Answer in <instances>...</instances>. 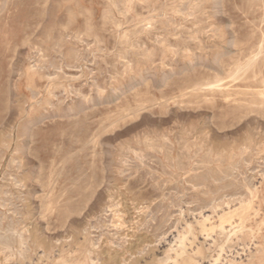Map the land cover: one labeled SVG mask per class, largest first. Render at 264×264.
Segmentation results:
<instances>
[{
	"label": "rangeland",
	"instance_id": "rangeland-1",
	"mask_svg": "<svg viewBox=\"0 0 264 264\" xmlns=\"http://www.w3.org/2000/svg\"><path fill=\"white\" fill-rule=\"evenodd\" d=\"M177 1L0 0V264H65L89 250L90 264L166 262L164 243L189 235V223L200 240L196 221L208 215L197 264L239 260L235 251L252 236L264 244V109L246 87H234L246 80L262 88L264 0ZM259 51L252 69L244 68ZM29 67L40 76L39 95L27 90ZM216 82L233 99L195 89Z\"/></svg>",
	"mask_w": 264,
	"mask_h": 264
},
{
	"label": "bare ground",
	"instance_id": "bare-ground-1",
	"mask_svg": "<svg viewBox=\"0 0 264 264\" xmlns=\"http://www.w3.org/2000/svg\"><path fill=\"white\" fill-rule=\"evenodd\" d=\"M105 1V0H104ZM111 1V0H110ZM177 1V0H176ZM188 1V0H187ZM178 2V1H177ZM204 2V1H203ZM102 3V2H101ZM137 3H139V2H137ZM188 3V2H187ZM244 3V2H243ZM245 3H246V1H245ZM257 3V2H256ZM11 4V3H10ZM15 4V3H14ZM18 4V3H17ZM181 4V3H180ZM185 4V3H184ZM205 4V3H204ZM108 5V4H107ZM142 5V4H141ZM258 5V4H257ZM261 5V4H260ZM13 6V5H12ZM25 6V5H24ZM182 6H183V4H182ZM195 6V5H194ZM248 6H250V5H248ZM247 6V7H248ZM189 7V6H188ZM74 8H75V6H74ZM126 8V7H125ZM137 8V7H136ZM171 8V7H170ZM180 8V7H179ZM182 8V7H181ZM199 8V7H198ZM232 8V7H231ZM244 8V7H243ZM183 9V8H182ZM190 9V8H189ZM27 10V9H26ZM67 10V9H66ZM165 10V9H164ZM185 10H186V8H185ZM233 10V9H232ZM235 10V9H234ZM237 10V9H236ZM235 10V11H236ZM262 10V9H261ZM64 11V10H63ZM198 11H199V9H198ZM45 12V11H44ZM43 12V13H44ZM79 12V11H78ZM122 12V11H121ZM128 12V11H127ZM146 12V11H145ZM205 12V11H204ZM196 13V12H195ZM66 14V13H65ZM69 14H71V13H69ZM103 14V13H102ZM102 14H101V16H102ZM105 14V13H104ZM103 14V15H104ZM119 14V13H118ZM183 14V13H182ZM188 14V13H187ZM239 14V13H238ZM6 15V14H5ZM72 15V14H71ZM242 15V14H241ZM15 16V15H14ZM65 16V15H64ZM73 16V15H72ZM190 16V15H189ZM206 16V15H205ZM238 16V15H237ZM6 17V16H5ZM12 17V16H11ZM110 17V16H109ZM197 17V16H196ZM208 17V16H207ZM256 17V16H255ZM129 18V17H128ZM135 18V17H134ZM143 18V17H142ZM178 18V17H177ZM199 18H201L200 16H199ZM262 18V17H261ZM62 19V18H61ZM101 19V18H100ZM99 19V20H100ZM140 19V18H139ZM163 19V18H162ZM180 19V18H179ZM184 19H185V16H184ZM183 19V20H184ZM206 19V18H205ZM204 19V20H205ZM257 19V18H256ZM67 20V19H66ZM126 20V19H125ZM170 20V19H169ZM177 20V19H176ZM110 21V20H109ZM165 21V20H164ZM185 21V20H184ZM255 21V20H254ZM260 21H263V20H260ZM256 22V21H255ZM66 23H67V21H66ZM116 23V22H115ZM118 23V22H117ZM178 24H179V22H177ZM127 24V23H126ZM139 24V23H138ZM167 24V23H166ZM137 25V24H136ZM140 25H141V23H140ZM154 26V25H153ZM84 27V26H83ZM112 27V26H111ZM149 27V26H148ZM168 27V26H167ZM170 27H172V26H170ZM253 27V26H252ZM34 28V27H33ZM176 28H178V27H176ZM206 28H208V27H206ZM92 29H93V26H92V23H91V21H88L87 20V24H86V28H85V30H86V32H85V35L87 36V37H90L91 35H93V32H92ZM117 29V28H116ZM144 29V28H143ZM165 29H167V28H165ZM172 29V28H171ZM57 30H59V29H57ZM134 30V29H133ZM214 30V29H213ZM139 31V30H138ZM172 31V30H171ZM211 31V30H210ZM28 31H24V33L25 34H27V36L25 37L26 38V42H28V43H32V41L30 40V36H29V34L31 35V33H27ZM56 33V32H55ZM106 33H108V32H106ZM117 33V32H116ZM123 33V32H122ZM127 33V32H126ZM250 33V32H249ZM68 34V33H67ZM128 34V33H127ZM126 34V35H127ZM205 34V33H204ZM61 35H63V34H61ZM73 35H74V33H73ZM77 35H79V33L77 34ZM154 36V35H153ZM198 36V35H197ZM211 36V35H210ZM62 38V37H61ZM63 38H64V36H63ZM202 38V37H201ZM262 38V37H261ZM76 39V38H75ZM206 39V38H205ZM77 40V39H76ZM92 40V39H91ZM94 40V39H93ZM93 40H92V42H93ZM96 41V40H95ZM123 41V40H122ZM56 42V41H55ZM59 43V42H58ZM67 43V42H66ZM75 43V42H74ZM84 43V42H83ZM82 43V44H83ZM123 43H125V42H123ZM155 43V42H154ZM213 43V42H212ZM214 44V43H213ZM54 45H56V44H54ZM79 45V44H78ZM87 45V44H86ZM208 45V44H207ZM24 46V45H23ZM56 46H58V45H56ZM60 46V45H59ZM68 46H69V44H68ZM89 46V45H88ZM91 46H93V45H91ZM103 46V45H102ZM119 46V45H118ZM155 46H156V44H155ZM171 46V45H170ZM34 47V46H33ZM72 47H74V46H72ZM96 47V46H95ZM98 47V46H97ZM121 47V46H120ZM137 47V46H136ZM56 48V47H55ZM58 48V47H57ZM86 48V47H85ZM92 48V47H91ZM119 48V47H118ZM167 48V47H166ZM260 48V47H259ZM69 49V48H68ZM76 49V48H75ZM15 50V49H14ZM74 50V49H73ZM84 50V49H83ZM93 50V49H92ZM92 50H90V51H92ZM94 50H96V49H94ZM258 50H260V49H258ZM59 51V50H58ZM98 51V50H97ZM117 51V50H116ZM122 51V50H121ZM233 51V50H232ZM50 52V51H49ZM261 51H259L253 58H251L245 65H243L244 66V68H250V67H253V65H254V63L256 62V56L260 53ZM12 53V52H11ZM34 53V52H33ZM53 53V52H52ZM85 53V52H84ZM249 53V52H248ZM37 54V53H36ZM41 54V53H40ZM60 54V53H59ZM58 54V55H59ZM122 54V53H121ZM137 55H138V53H136ZM153 54V53H152ZM238 54H239V52H238ZM74 55V54H73ZM83 55V54H82ZM92 55H93V53H92ZM118 55V54H117ZM126 55V54H125ZM128 55V54H127ZM171 55V54H170ZM175 55V54H174ZM173 55V56H174ZM4 56V55H3ZM14 56V55H13ZM33 56V55H32ZM70 56H71V54H70ZM98 56V55H97ZM105 56V55H104ZM205 56V55H204ZM251 56V55H250ZM34 57V56H33ZM39 57V56H38ZM44 57V56H43ZM55 57V56H54ZM53 57V58H54ZM76 57H78V56H76ZM80 57V56H79ZM82 57V56H81ZM122 57H124V56H122ZM132 57V56H131ZM62 58V57H61ZM87 58V57H86ZM90 58V57H89ZM110 58V57H109ZM112 58V57H111ZM144 58V57H143ZM169 58H171V57H169ZM27 59V58H26ZM44 59V58H43ZM52 59V58H51ZM60 58H58V60H59ZM80 59H82V58H80ZM95 59V58H94ZM105 59H106V57H105ZM125 59V58H124ZM160 59V58H159ZM7 60V59H6ZM40 60H41V58H40ZM55 60V59H54ZM76 59H74V61H75ZM92 60V59H91ZM99 60V59H98ZM118 60V59H117ZM167 60V59H166ZM191 60V59H190ZM44 61H45V59H44ZM52 61H53V59H52ZM63 61V60H62ZM81 61V60H80ZM110 61V60H109ZM122 61V60H121ZM170 61V60H169ZM7 62H9V61H7ZM56 62H57V60H56ZM55 62V63H56ZM102 62V61H101ZM120 62V61H119ZM167 62V61H166ZM174 62V61H173ZM44 63V62H43ZM52 63V62H51ZM54 63V62H53ZM52 63V64H53ZM59 63H60V61H59ZM77 63H78V61H77ZM88 63V62H87ZM115 63V62H114ZM122 63H123V61H122ZM8 64V63H7ZM36 64V63H35ZM173 64V63H172ZM260 64V63H259ZM33 65V64H32ZM31 65V66H32ZM44 65V64H43ZM42 65V66H43ZM78 65V64H77ZM95 65V64H94ZM100 65V64H99ZM200 65V64H199ZM7 66H9V65H7ZM39 66V65H38ZM47 66V65H46ZM45 66V67H46ZM59 66V65H58ZM86 66V65H85ZM104 66V65H103ZM167 66V65H166ZM171 66V65H170ZM173 66V65H172ZM196 66V65H195ZM50 67V66H49ZM69 67V66H68ZM88 67V66H87ZM123 67V66H122ZM157 67V66H156ZM175 67V66H174ZM48 68V67H47ZM56 68V67H55ZM59 68H61L60 66H59ZM96 68V67H95ZM110 68V67H109ZM199 68V67H198ZM224 68H226V67H224ZM6 69V68H5ZM37 69H40V68H37ZM50 69V68H49ZM90 69V68H89ZM88 69V70H89ZM122 69V68H121ZM120 69V70H121ZM200 69V68H199ZM250 69H252V68H250ZM8 70V69H7ZM53 70H54V68H53ZM71 70V69H70ZM74 70V69H73ZM242 70V68L241 67H238V69L236 70V74L237 73H239L240 71ZM6 71V70H5ZM46 71V70H45ZM86 71V70H85ZM96 71V70H95ZM94 71V72H95ZM105 71V70H104ZM205 71V70H204ZM203 71V72H204ZM47 72V71H46ZM61 72V71H60ZM150 72V71H149ZM243 72H245L246 73V71H243ZM43 73V72H42ZM80 73V72H79ZM90 73V72H89ZM98 73V72H97ZM108 73V72H107ZM118 73V72H117ZM151 73V72H150ZM186 73V72H185ZM210 73V72H209ZM50 74V73H49ZM119 74H122V73H119ZM224 74V73H223ZM242 74V73H241ZM5 75V74H4ZM57 75V74H56ZM88 75V74H87ZM185 75V74H184ZM183 75V76H184ZM213 75V74H212ZM224 75H226V74H224ZM6 76V75H5ZM109 76V75H108ZM182 76V75H181ZM182 76V77H183ZM185 76H188V73H187V75H185ZM194 76V75H193ZM242 76V75H241ZM61 77V76H60ZM93 77V76H92ZM101 77V76H100ZM180 77V76H179ZM244 77V76H243ZM256 77H257V75L256 74H254L253 75V79H252V81H254V82H257L258 81V79H256ZM6 78V77H5ZM43 78H44V76H43ZM52 78V77H51ZM53 78H55V77H53ZM106 78V77H105ZM181 78V77H180ZM186 78V77H185ZM185 78H183V79H185ZM191 78V77H190ZM198 78H199V76H198ZM39 79H40V76H38L36 73H35V71H33L32 70V68L30 69V67H29V69L27 70V72H26V75H25V81H26V87L28 88L27 90H33L34 89V92L36 93V95H39L41 92H40V85H39ZM66 79V78H65ZM90 79V78H89ZM241 79V78H240ZM119 80V79H118ZM189 79H187V81H188ZM194 80V79H193ZM238 80H239V78H238ZM181 81H183V80H181ZM195 81V80H194ZM228 81H230V80H228ZM5 82V81H4ZM4 82H3V84H4ZM94 82V81H93ZM92 82V83H93ZM173 83V81H170V83ZM206 82V81H205ZM1 83H2V81H1ZM86 83V82H85ZM171 83V84H172ZM175 83V82H174ZM179 83V82H178ZM182 83V82H181ZM192 83V82H191ZM223 83V82H222ZM225 83H227V82H225ZM233 83V82H232ZM240 83V82H239ZM247 83H249V82H246V80L244 81H241V83L240 84H238L237 86H234V87H236L235 89H237V88H240V86L242 85V86H244V87H246L247 88V90L246 91H248L249 93L251 92V93H254L256 96H257V98H258V100H256L257 102H255L256 103V105H257V107H259V108H261V109H264V79H261L260 81H259V83H260V86L262 87V88H260V89H255V90H252V86L253 85H249V84H247ZM7 84V83H6ZM254 84V83H253ZM9 85V84H8ZM117 85V84H116ZM146 85V84H145ZM179 85H181V84H179ZM183 85H185V84H183ZM189 85V84H188ZM85 86V85H84ZM87 86V85H86ZM99 86V85H98ZM108 86V85H107ZM176 86V85H175ZM257 86H259V85H257ZM256 86V87H257ZM172 87H174V86H172ZM179 87V86H178ZM182 87V86H181ZM180 87V88H181ZM6 88H7V86H6ZM61 88V87H60ZM66 88H68V87H66ZM83 88V87H82ZM169 88H171V87H169ZM45 89V88H44ZM64 89V88H63ZM81 89V88H80ZM87 89V88H86ZM123 89V88H122ZM146 89V88H145ZM196 90H206V91H210V92H213L214 94L215 93H219V94H222V95H224V97H225V99H227L228 97H229V95H230V87L229 86H227L226 84H221V83H208L207 85H206V88H202L201 86H199V87H197V88H195ZM234 89V90H235ZM5 90V89H4ZM244 90V89H243ZM245 90H244V92H245ZM73 91V90H72ZM74 91H77V90H74ZM236 91V90H235ZM29 92V91H28ZM54 92V91H53ZM70 92V91H69ZM82 92H83V90H82ZM103 92V91H102ZM190 92V91H189ZM188 92V93H189ZM204 92V91H203ZM243 92V91H242ZM52 93V92H51ZM63 93V92H62ZM77 93V92H76ZM134 93V92H133ZM192 93V92H191ZM234 93V92H233ZM237 93H238V91H237ZM6 94V93H5ZM30 94V93H29ZM99 94V93H98ZM131 94V93H130ZM157 94V93H156ZM210 94V93H209ZM218 94V95H219ZM246 94H247V92H246ZM4 95V94H3ZM31 95V94H30ZM71 95V94H70ZM137 95H138V93H137ZM213 95V94H212ZM254 95V96H255ZM57 96V95H56ZM55 96V97H56ZM67 96H69V95H67ZM78 96V95H77ZM76 96V97H77ZM143 96V95H142ZM31 97H32V95H31ZM61 97V96H60ZM75 97V98H76ZM140 97V96H139ZM246 97V96H245ZM7 98V97H6ZM136 98V97H135ZM191 98V97H190ZM232 98V97H231ZM231 98H228V99H231ZM58 99V98H57ZM131 99V98H130ZM145 99H147V98H145ZM144 99V100H145ZM150 99H152L151 98V96H150ZM193 99V98H192ZM210 99V98H209ZM215 99V98H214ZM233 99V98H232ZM236 99V98H235ZM243 99H244V97H243ZM2 100V99H1ZM7 100V99H6ZM47 100V99H46ZM64 100V99H63ZM134 100V99H133ZM153 100H155V98L153 99ZM179 100V99H178ZM177 100V101H178ZM183 100V99H182ZM186 100V99H185ZM206 100V99H205ZM212 100V99H211ZM246 100V99H245ZM248 100V99H247ZM50 101V100H49ZM57 101V100H56ZM125 101V100H124ZM138 101V100H137ZM223 101H225V100H223ZM251 101V100H250ZM6 102V101H5ZM60 102V101H59ZM166 102V101H165ZM196 102V101H195ZM201 102V101H200ZM249 102V101H248ZM66 103V102H65ZM68 103V102H67ZM137 103V102H136ZM152 103V102H151ZM164 103V102H163ZM170 103V102H169ZM209 103V102H208ZM224 103V102H223ZM226 103V102H225ZM243 103V102H242ZM250 103V102H249ZM5 104V103H4ZM139 104V103H138ZM147 104H150V102L149 103H147ZM157 104H159V103H157ZM165 104V103H164ZM163 104V105H164ZM227 104V103H226ZM7 105V104H6ZM59 105V104H58ZM125 105H127V104H125ZM134 105V104H133ZM187 105V104H186ZM233 105V104H232ZM236 105V104H235ZM255 105V106H256ZM52 106V105H51ZM55 106V105H54ZM62 106V105H61ZM90 106V105H89ZM128 106V105H127ZM138 106V105H137ZM140 106V105H139ZM160 106V105H159ZM165 106V105H164ZM184 106V105H183ZM227 106V105H226ZM230 106V105H229ZM237 106V105H236ZM245 106H247V105H245ZM4 107V106H3ZM58 107V106H57ZM108 107V106H107ZM225 107V106H224ZM94 108V107H93ZM115 108V107H114ZM132 108H134V107H132ZM151 108V107H150ZM231 108H233L232 106H231ZM235 108V107H234ZM239 108V107H238ZM243 108H245L244 106H243ZM3 109H5V107L3 108ZM49 109V108H48ZM128 109V108H127ZM156 109H157V107H156ZM7 110V109H6ZM119 110V109H118ZM121 110V109H120ZM125 110V109H124ZM129 110H131V109H129ZM159 110V109H158ZM229 110V109H228ZM227 110V111H228ZM231 110V109H230ZM235 110V109H234ZM237 110V109H236ZM236 110H235V112H236ZM240 110V109H239ZM245 110V109H244ZM246 110H248V109H246ZM254 110V109H253ZM255 110H257V109H255ZM86 111V110H85ZM84 111V112H85ZM108 111V110H107ZM137 111V110H136ZM250 111V110H249ZM259 112H260V110H258ZM24 112V111H23ZM98 112V111H97ZM119 112H121V111H119ZM165 112V111H164ZM219 112V111H218ZM263 112H264V110H263ZM130 113V112H129ZM248 113H250V112H248ZM6 114V113H5ZM97 114V113H96ZM159 114V113H158ZM232 114V113H231ZM7 115H8V112H7ZM81 115V114H80ZM134 115H136V114H134ZM228 115V114H227ZM233 115V114H232ZM117 117H118V115H116ZM115 116V117H116ZM133 116V115H132ZM229 117H230V115H228ZM247 116V115H246ZM92 117V116H91ZM248 117V116H247ZM263 117V116H262ZM4 118V117H3ZM2 118V119H3ZM71 118V117H70ZM76 118V117H75ZM237 118V117H236ZM6 119V118H5ZM31 119V118H30ZM73 119V118H72ZM90 119V118H89ZM113 119H114V117H113ZM137 119V118H136ZM217 120V119H216ZM44 121V120H43ZM77 121V120H76ZM219 121V120H218ZM1 122H2V120H1ZM0 122V124H2ZM35 122V121H34ZM91 122V121H90ZM132 122V121H131ZM30 123V122H29ZM93 123V122H92ZM233 123V122H232ZM234 123H235V121H234ZM84 124H86V123H84ZM33 125V124H32ZM30 126V125H29ZM95 126V125H94ZM97 126V125H96ZM95 126V127H96ZM82 128V127H81ZM229 128H230V126H229ZM11 129V128H10ZM93 129V128H92ZM112 129H114V128H112ZM72 131V130H71ZM81 131V130H80ZM238 134V133H237ZM58 137H59V135H58ZM92 137V136H91ZM60 138V137H59ZM163 139V138H162ZM181 139V138H180ZM60 141V140H59ZM92 141V140H91ZM93 142V141H92ZM165 142V141H164ZM163 142V143H164ZM91 143V142H90ZM149 143V142H148ZM167 143V142H166ZM4 144V143H3ZM61 144V143H60ZM89 144V143H88ZM92 144V143H91ZM5 145V144H4ZM27 145V144H26ZM160 145V144H159ZM6 147V146H5ZM62 148V147H61ZM127 148V147H126ZM156 148V147H155ZM171 148V147H170ZM183 148V147H182ZM5 149V148H4ZM158 149V148H157ZM242 149V148H241ZM241 149H240V151H241ZM2 150V149H1ZM54 150H56V149H54ZM244 150V149H243ZM246 150V149H245ZM257 150V149H256ZM182 151V150H181ZM258 151V150H257ZM76 152H78V151H76ZM89 152V151H88ZM92 152V151H91ZM195 152H198V150L197 151H194V153ZM200 152V151H199ZM198 152V153H199ZM209 151H207V153H208ZM247 153H248V151H246ZM2 152H0V154H1ZM18 153V152H17ZM73 153V152H72ZM232 153V152H231ZM13 154V153H12ZM80 154V153H79ZM132 154V153H131ZM138 154V153H137ZM165 154V153H164ZM187 154V153H186ZM205 155V154H204ZM228 155H229V153H228ZM93 156V155H92ZM186 156V155H185ZM194 156V155H193ZM235 156V155H234ZM241 156V155H240ZM245 156V155H244ZM263 156V155H262ZM135 157V156H134ZM192 157V156H191ZM242 157V156H241ZM240 157V158H241ZM247 157H249V156H247ZM136 158V157H135ZM183 158V157H182ZM187 158H188V156H187ZM194 158V157H193ZM220 158V157H219ZM231 158V157H230ZM90 159H91V157H90ZM95 159V158H94ZM232 159V158H231ZM249 159V158H248ZM251 159V158H250ZM256 159V158H255ZM16 160V159H15ZM130 160H132V159H130ZM135 161V160H134ZM143 161V160H142ZM145 161V160H144ZM153 161V160H152ZM196 161H197V159H196ZM200 161V160H199ZM209 161H210V159H209ZM215 161V160H214ZM239 161V160H238ZM249 161V160H248ZM251 161V160H250ZM258 161V160H257ZM11 162V161H10ZM15 162V161H14ZM20 162V161H19ZM80 162V161H79ZM91 162V161H90ZM125 162V161H124ZM128 162V161H127ZM133 162V161H132ZM201 162V161H200ZM203 162V161H202ZM211 162V161H210ZM220 162V161H219ZM242 162V161H241ZM21 163V162H20ZM147 163V162H146ZM184 163H185V161H184ZM229 163H231V162H229ZM254 163V162H253ZM11 164V163H10ZM58 164V163H57ZM133 164V163H132ZM151 164V163H150ZM201 164V163H200ZM204 164V163H203ZM211 164V163H210ZM213 164V163H212ZM241 164V163H240ZM243 164V163H242ZM251 164V163H250ZM258 164V163H257ZM15 164H13V166H14ZM17 165H19V164H17ZM52 165V164H51ZM69 165V164H68ZM128 165V164H127ZM147 165V164H146ZM192 165V164H191ZM207 165V164H206ZM229 166H230V164H228ZM244 165V164H243ZM255 165V164H254ZM261 165V164H260ZM21 166V165H20ZM101 166V165H100ZM131 166V165H130ZM135 166H136V162H135ZM156 166V165H155ZM154 166V167H155ZM180 166V165H179ZM200 166V165H199ZM233 166V165H232ZM238 166V165H237ZM12 167V166H11ZM192 167H194V165L192 166ZM208 167V166H207ZM217 167V166H216ZM219 167V166H218ZM240 167V166H239ZM19 168V167H18ZM23 168V167H22ZM61 168V167H60ZM203 168V167H202ZM248 168V167H247ZM250 168V167H249ZM253 168V167H252ZM100 169V168H99ZM193 169V168H192ZM192 169H191V171H192ZM210 169V168H209ZM208 169V170H209ZM218 169V168H217ZM226 169V168H225ZM231 169V168H230ZM254 169V168H253ZM252 169V170H253ZM129 170V169H128ZM243 170V169H242ZM264 170V169H263ZM18 171V170H17ZM26 171V170H25ZM49 171V170H48ZM86 171V170H85ZM210 171H212L213 172V168L212 169H210ZM237 171V170H236ZM13 172V171H12ZM60 172V171H59ZM88 172V171H87ZM104 172V171H103ZM216 172V171H215ZM224 172V171H223ZM233 172V171H232ZM244 172V171H243ZM251 172V171H250ZM58 173V172H57ZM200 173H202L201 171H200ZM214 173V172H213ZM239 173H240V171H239ZM252 173V172H251ZM102 174V173H101ZM129 174V173H128ZM184 174V173H183ZM207 174V173H206ZM211 174V173H210ZM241 174V173H240ZM255 174H256V172H255ZM259 174V173H258ZM8 175V174H7ZM15 175V174H14ZM84 175V174H83ZM208 175V174H207ZM226 175V174H225ZM224 175V176H225ZM86 176V175H85ZM156 176V175H155ZM185 176V175H184ZM197 176V175H196ZM202 176V175H201ZM228 176V175H227ZM258 176V175H257ZM262 176V175H261ZM260 176V177H261ZM21 177V176H20ZM217 177V176H216ZM215 177V178H216ZM229 177H231V176H229ZM237 177V176H236ZM263 177V176H262ZM187 178V177H186ZM194 178V177H193ZM200 179H199V181H201V177H199ZM206 178V177H205ZM211 178V177H210ZM226 178H228V177H226ZM246 178V177H245ZM248 178V177H247ZM12 179V178H11ZM181 179H182V177H181ZM188 179H190V178H188ZM197 179V178H196ZM225 179V178H224ZM242 179V178H241ZM251 179V178H250ZM253 179V178H252ZM3 180H5V179H3ZM82 180V179H81ZM165 180V179H164ZM187 180V179H186ZM249 180V179H248ZM77 181V180H76ZM79 181V180H78ZM89 181V180H88ZM103 181V180H102ZM149 181V180H148ZM181 181V180H180ZM190 182L192 181V180H189ZM211 181H213V179L211 180ZM228 181V180H227ZM101 182V181H100ZM193 182V181H192ZM202 182V181H201ZM204 182V181H203ZM221 182V181H220ZM223 182H224V180H223ZM229 182V181H228ZM13 183H14V181H13ZM76 183V182H75ZM181 183V182H180ZM219 183V182H218ZM247 183V182H246ZM251 183V182H250ZM12 184V183H11ZM19 184V183H18ZM208 184V183H207ZM215 184V183H214ZM225 184H226V182H225ZM228 184V183H227ZM7 185V184H6ZM14 185V184H13ZM100 185V184H99ZM162 185V184H161ZM164 185V184H163ZM188 185V184H187ZM193 185V184H192ZM196 185V184H195ZM201 185H202V183H201ZM219 185V184H218ZM222 185V184H221ZM241 185V184H240ZM246 185V184H245ZM9 186V185H8ZM21 186V185H20ZM61 186V185H60ZM101 186V185H100ZM215 186V185H214ZM220 186V185H219ZM223 186V185H222ZM228 186V185H227ZM233 186V185H232ZM18 187V186H17ZM23 187H24V185H23ZM164 187V186H163ZM178 187V186H177ZM176 187V188H177ZM209 187H210V185H209ZM216 187V186H215ZM224 187V186H223ZM229 187V186H228ZM239 187V186H238ZM242 187H246V186H242ZM253 187H254V185H253ZM3 188V187H2ZM161 188V187H160ZM194 188H196V187H194ZM225 188V187H224ZM223 188V189H224ZM230 188V187H229ZM235 188V187H234ZM157 189V188H156ZM163 189V188H162ZM172 189H174V188H172ZM179 189V188H178ZM189 189V188H188ZM192 189V188H191ZM197 189V188H196ZM219 188L217 187V190H218ZM241 189V188H240ZM245 189V188H244ZM254 189V188H253ZM19 190V189H18ZM41 190V189H40ZM158 190V189H157ZM177 190V189H176ZM180 190V189H179ZM204 190V189H203ZM207 190V189H206ZM5 191V190H4ZM3 191V192H4ZM184 191V190H183ZM197 191V190H196ZM214 191V190H213ZM219 191V190H218ZM246 191V190H245ZM24 192V191H23ZM206 192V191H205ZM204 192V193H205ZM236 192V191H235ZM237 192H238V190H237ZM164 193H165V191H164ZM217 193V192H216ZM219 193V192H218ZM222 193V192H221ZM226 193V192H225ZM241 193V192H240ZM247 193H249L248 192V190H247ZM43 195H44V193H42ZM92 194H93V192H92ZM176 194V193H175ZM174 194V195H175ZM192 194H195V193H192ZM208 194V193H207ZM215 194V193H214ZM243 194V193H242ZM3 195V194H2ZM9 195V194H8ZM183 195V194H182ZM198 195H200V194H198ZM212 195H213V193H212ZM229 195V194H228ZM10 196H11V194H10ZM15 196V195H14ZM13 196V197H14ZM92 196V195H91ZM168 196V195H167ZM176 196V195H175ZM185 196V195H184ZM208 196V195H207ZM206 196V197H207ZM215 196V195H214ZM231 196V195H230ZM250 196V195H249ZM9 197V196H8ZM36 197V196H35ZM182 197V196H181ZM193 197V196H192ZM201 197V196H200ZM223 197V196H222ZM228 197V196H227ZM233 197V196H232ZM234 197H236L237 198V196L235 195ZM233 197V198H234ZM6 198V197H5ZM20 198V197H19ZM19 198H17V199H19ZM161 198V197H160ZM176 198V197H175ZM208 198V197H207ZM225 198V197H224ZM231 198V197H230ZM233 198H231V199H233ZM240 198V197H239ZM14 199H16V197L14 198ZM119 199V198H118ZM163 199V198H162ZM168 199V198H167ZM186 199V198H185ZM190 199V198H189ZM199 199V198H198ZM218 200H219V198H217ZM242 199V198H241ZM1 200V199H0ZM6 200V199H5ZM22 200V199H21ZM173 200V199H172ZM181 200H183V199H181ZM235 199H233V201H234ZM238 200V199H237ZM12 201V200H11ZM58 201V200H57ZM116 201V200H115ZM166 201V200H165ZM192 201H193V199H192ZM195 201V200H194ZM208 201V200H207ZM229 201V200H228ZM227 201V202H228ZM236 201V200H235ZM7 202V201H6ZM17 202V201H16ZM16 202L14 201V203L16 204ZM24 202V201H23ZM26 202V201H25ZM203 202V201H202ZM240 202V201H239ZM2 203V202H1ZM8 203H9V201H8ZM161 203V202H160ZM166 203V202H165ZM173 203V202H172ZM176 203V202H175ZM179 203V202H178ZM195 203V202H194ZM201 203V202H200ZM199 203V204H200ZM217 203V202H216ZM215 203V204H216ZM221 203H222V200H221ZM231 203V202H230ZM234 203V202H233ZM6 204V203H5ZM21 204V203H20ZM50 204V203H49ZM163 204V203H162ZM167 204V203H166ZM191 204V203H190ZM202 204V203H201ZM200 204V205H201ZM18 205V204H17ZM155 205V204H154ZM203 205V204H202ZM212 205H214V204H212ZM216 205H218V204H216ZM225 205V204H224ZM242 205V204H241ZM111 206V205H110ZM118 206V205H117ZM116 206V207H117ZM152 206V205H151ZM150 206V207H151ZM163 206V205H162ZM181 206V205H180ZM45 207H47V206H45ZM86 207V206H85ZM119 207H121V206H119ZM171 207V206H170ZM202 207V206H201ZM216 207V206H215ZM214 207V208H215ZM230 207V206H229ZM10 208V207H9ZM14 208V207H13ZM21 208H22V206H21ZM145 208V207H144ZM162 208V207H161ZM164 208V207H163ZM198 208V207H197ZM208 208H209V206H208ZM211 208V207H210ZM16 208H14V210H15ZM82 209V208H81ZM160 209V208H159ZM165 209V208H164ZM163 209V210H164ZM224 209V208H223ZM244 209V208H243ZM247 209V208H246ZM249 209V208H248ZM44 210H46V209H44ZM108 210V209H107ZM203 210V209H202ZM208 210V209H207ZM207 210H205V212L207 211ZM214 210H217V209H214ZM225 210V209H224ZM1 211V210H0ZM110 210H108V212H109ZM156 211H157V209H156ZM194 211V210H193ZM49 212V211H48ZM160 212V211H159ZM169 212V211H168ZM182 212V211H181ZM204 212V213H205ZM212 212H213V210H212ZM226 212V211H225ZM231 212V211H230ZM7 213H8V211H7ZM20 213V212H19ZM111 213V212H110ZM138 213V212H137ZM165 213V212H164ZM170 213V212H169ZM177 213V212H176ZM180 213V212H179ZM80 214V213H79ZM104 214V213H103ZM121 214V213H120ZM119 214V215H120ZM154 214V213H153ZM234 214V213H233ZM233 214H231V215H233ZM44 215V214H43ZM125 215V214H124ZM190 215V214H189ZM193 215V214H192ZM196 215V214H195ZM198 215V214H197ZM2 216V215H1ZM7 216V215H6ZM37 216V215H36ZM109 216H111V215H109ZM122 216V215H121ZM158 216V215H157ZM160 216V215H159ZM172 216V215H171ZM179 216H181V214H179ZM199 216H200V214H199ZM204 216V215H203ZM228 216V215H227ZM26 217V216H25ZM24 217V218H25ZM49 217V216H48ZM150 217V216H149ZM162 217V216H161ZM184 217V216H183ZM214 217V216H213ZM3 218V217H2ZM13 218V217H12ZM16 218V217H15ZM22 218V217H21ZM39 218H40V216H39ZM65 218V217H64ZM94 218H95V216H94ZM112 218V217H111ZM116 218V217H115ZM119 218V217H118ZM127 218V217H126ZM159 218V217H158ZM202 219H201V221H198V219H197V221H196V223H199L200 225H199V230H200V240H197L196 238H195V236H194V233H193V231H192V227H191V224L189 223V225H187V227H188V229H189V235H178L177 234V237L175 236V239L173 240V238H171L170 239V241L169 242H167V243H164V245L166 244V247H167V249H166V254H162V255H166V262H165V260H164V262H159V261H157L156 262V264H197L198 263V261H197V263H196V261L194 260V256L195 255H197V254H200L201 253V247L204 245V244H207V240L209 239V237H208V233H205L206 231H208L207 229H206V221L207 220H209L210 219V217H209V215L208 216H204V217H201ZM229 218V217H228ZM4 219V218H3ZM18 219V218H17ZM42 219V218H41ZM110 219V218H109ZM114 219V218H113ZM200 219V218H199ZM97 220V219H96ZM164 220V219H163ZM168 220V219H167ZM20 221V220H19ZM23 221V220H22ZM113 221V220H112ZM157 221V220H156ZM166 221V220H165ZM179 221V220H178ZM177 220H176V222H178ZM188 221V220H187ZM230 221V220H229ZM233 221V220H232ZM6 222V221H5ZM13 222H14V220H13ZM91 222V221H90ZM114 222V221H113ZM121 222V221H120ZM158 222V221H157ZM161 222V221H160ZM231 222V221H230ZM230 222H229V224H230ZM11 223V222H10ZM18 223V222H17ZM23 223V222H22ZM55 223V222H54ZM65 223H66V221H65ZM96 223V222H95ZM179 223H180V221H179ZM193 223V222H192ZM219 223V222H218ZM237 223V222H236ZM53 224V223H52ZM97 224V223H96ZM95 224V225H96ZM138 224V223H137ZM147 224V223H146ZM159 224V223H158ZM183 224V223H182ZM181 224V225H182ZM227 224V223H226ZM228 224V225H229ZM90 225V224H89ZM100 225H102V224H100ZM115 225V224H114ZM120 225V224H119ZM176 225V224H175ZM232 225H234L233 223H232ZM0 226H1V224H0ZM8 226V225H7ZM13 226H14V223H13ZM42 226V225H41ZM94 226V225H93ZM97 226V225H96ZM99 226V225H98ZM102 226H104V225H102ZM116 226V225H115ZM125 226V225H124ZM213 226H215V225H213ZM212 226V227H213ZM220 226V225H219ZM230 226V225H229ZM228 226V227H229ZM62 227V226H61ZM100 227V226H99ZM105 227V226H104ZM121 227V226H120ZM177 227V226H176ZM210 227H211V225H210ZM211 227V228H212ZM233 227V226H232ZM238 227V226H237ZM45 228V227H44ZM87 228V227H86ZM98 228V227H97ZM125 228V227H124ZM138 228V227H137ZM145 228V227H144ZM169 228V227H168ZM240 228V227H239ZM1 229V228H0ZM10 229V228H9ZM28 229V228H27ZM110 229V228H109ZM112 229V228H111ZM118 229V228H117ZM120 229V228H119ZM153 229V228H152ZM155 229V228H154ZM154 229H153V231H154ZM156 229H157V227H156ZM220 229H224V227L223 226H220ZM232 229V228H231ZM6 228H5V232H6ZM13 230H15V229H13ZM108 230V229H107ZM160 230V229H159ZM180 230V229H179ZM213 230V229H212ZM214 230H215V227H214ZM217 230H219V229H217ZM228 230V229H227ZM12 231V230H11ZM26 231V230H25ZM24 231V232H25ZM118 231V230H117ZM130 231V230H129ZM164 231V230H163ZM198 231V230H197ZM229 231V230H228ZM234 231H236V230H234ZM14 232V231H13ZM146 232V231H145ZM155 232H157V231H155ZM154 232V233H155ZM173 232V231H172ZM213 232V231H212ZM248 232H250V231H248ZM10 233V232H9ZM12 233V232H11ZM22 233V232H21ZM26 233V232H25ZM84 233V232H83ZM96 233V232H95ZM158 233V232H157ZM161 233V232H160ZM168 233H170V232H168ZM211 233V232H210ZM217 233V232H216ZM221 233V235H222V231L220 232ZM13 234V233H12ZM20 234V233H19ZM85 234V233H84ZM112 234V233H111ZM114 234V233H113ZM159 234V233H158ZM179 234H180V232H179ZM227 234H228V232H227ZM232 234V233H231ZM251 234H252V232H250V233H246V236L245 237H249V238H251ZM3 235V234H2ZM5 235V234H4ZM102 235V234H101ZM104 235V234H103ZM172 236H173V234H171ZM223 235H224V233H223ZM91 236V235H90ZM94 236V235H93ZM99 236H100V234H99ZM109 236V235H108ZM213 236V235H212ZM212 236H210V237H212ZM234 236V235H233ZM241 236V238L243 237L242 235H240ZM7 237H8V235H7ZM12 236H10V238H11ZM27 237V236H26ZM111 237V236H110ZM117 237H120V235H118ZM155 237V236H154ZM161 237H163V236H161ZM199 237V236H198ZM227 237V236H226ZM253 238L251 239V243L250 244H248V245H246V246H243L240 250H241V253H238L237 251H235V255H236V257L239 259V260H235V257L234 258H232V259H230V260H228V261H224L223 263H221L220 261L219 262H217L216 261V259L215 260H213L212 262H210V263H208V264H257V261L259 262V261H261V259H262V257H264V244L262 243V242H260L259 240H258V238L257 239H255V236H252ZM28 238V237H27ZM100 238V237H99ZM123 238V237H122ZM157 238V237H156ZM165 238V237H164ZM169 238V237H168ZM221 238V237H220ZM222 238H224V237H222ZM232 238V237H231ZM8 239V238H7ZM6 239V240H7ZM15 239V238H14ZM93 239V238H92ZM118 239V238H117ZM116 239V240H117ZM124 239V238H123ZM226 239V238H225ZM240 239V238H239ZM20 240H22V239H20ZM26 240V239H25ZM62 240V239H61ZM67 240H69V239H67ZM96 240V239H95ZM120 240V239H119ZM155 240V239H154ZM169 240V239H168ZM213 240V239H212ZM238 240V239H237ZM66 241V240H65ZM121 241V240H120ZM158 241V240H157ZM163 241V240H162ZM167 241V240H166ZM211 241V240H210ZM219 241V240H218ZM250 241V240H249ZM7 242V241H6ZM54 242V241H53ZM64 242V241H63ZM67 242V241H66ZM112 242H113V240H112ZM122 242V241H121ZM214 242V241H213ZM220 242V241H219ZM226 242H228V241H226ZM225 242V243H226ZM2 243V242H1ZM12 243V242H11ZM15 243V242H14ZM14 243H12V244H14ZM18 243V242H17ZM90 243V242H89ZM98 243V242H97ZM109 243V242H108ZM160 243V242H159ZM233 243V242H232ZM120 244H123V243H120ZM208 244H210V243H208ZM227 244V243H226ZM7 245H8V242H7ZM21 245V244H20ZM26 245V244H25ZM89 245V244H88ZM87 245V246H88ZM117 245V244H116ZM149 245V244H148ZM152 245V244H151ZM154 245V244H153ZM163 245V246H164ZM230 245V244H229ZM133 246V245H132ZM157 246V245H156ZM162 246V247H163ZM235 246H237V245H235ZM19 247V246H18ZM88 247H90V246H88ZM96 247V246H95ZM94 247V248H95ZM115 247V246H114ZM119 247V246H118ZM147 247V246H146ZM145 247V248H146ZM158 247H159V245H158ZM219 247V246H218ZM229 247H231V246H229ZM4 248V247H3ZM93 248V249H94ZM143 248H144V246H143ZM149 248V247H148ZM160 248V247H159ZM11 249V248H10ZM37 249H39V248H37ZM164 249V248H163ZM217 249V248H216ZM8 250V249H7ZM21 250V249H20ZM23 250H24V248H23ZM206 250V249H205ZM219 250L220 251H222V250H224V245L223 246H221L220 248H219ZM230 250V249H229ZM10 251H12V250H10ZM138 251V250H137ZM146 251V250H145ZM209 251H211V250H209ZM226 251V250H225ZM6 252V251H5ZM141 252V251H140ZM160 252V251H159ZM207 252V251H206ZM233 252V251H232ZM22 253V252H21ZM92 252H91V250H89L88 252L86 251H84V253H83V255H82V257H79L78 259H76V260H74V262H70V260L67 258V259H64V263L65 264H90V262L89 261H91V256L89 255V254H91ZM20 254V253H19ZM136 254V253H135ZM141 254V253H140ZM156 254V253H155ZM208 254V253H207ZM206 254V255H207ZM16 255H18V254H16ZM29 255V254H28ZM41 255V254H40ZM128 256H129V254H127ZM222 255V254H221ZM225 255H226V253H225ZM229 255H231V254H229ZM234 255V256H235ZM5 256V255H4ZM10 256V255H9ZM12 256V255H11ZM10 256V257H11ZM38 256H39V253H38ZM153 256V255H152ZM198 256V255H197ZM161 256H159V258H160ZM201 257V256H200ZM200 257H199V259H200ZM210 257V256H209ZM223 257V256H222ZM229 257H231V256H229ZM3 258V257H2ZM49 258V257H48ZM156 258V257H155ZM211 258V257H210ZM214 258V257H213ZM221 258V257H220ZM27 259V258H26ZM122 259V258H121ZM133 259V258H132ZM134 259H135V257H134ZM161 259V258H160ZM25 260V259H24ZM23 260V261H24ZM96 260V259H95ZM161 260H163V259H161ZM212 260V259H211ZM225 260V259H224ZM4 261V260H3ZM17 261H19V260H17ZM29 261V260H28ZM122 261H123V259H122ZM222 261V260H221ZM30 262V261H29ZM4 263H6L7 264V261L6 262H4ZM24 263H25V261H24ZM9 264V263H8ZM12 264V263H11ZM14 264V263H13ZM23 264V263H22ZM97 264V263H96ZM204 264H206V262L204 263Z\"/></svg>",
	"mask_w": 264,
	"mask_h": 264
}]
</instances>
